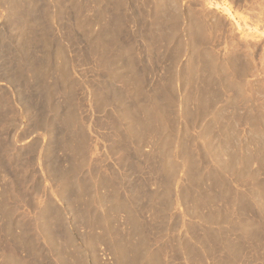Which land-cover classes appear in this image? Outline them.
Wrapping results in <instances>:
<instances>
[{
  "label": "bare ground",
  "instance_id": "obj_1",
  "mask_svg": "<svg viewBox=\"0 0 264 264\" xmlns=\"http://www.w3.org/2000/svg\"><path fill=\"white\" fill-rule=\"evenodd\" d=\"M20 1L21 0H11L9 1V5L12 4V9H17V11L19 9L20 11L23 10L25 13L23 11L22 12L26 14L29 11L27 6L32 8L35 6L32 3L37 0H22L23 2H26V4L24 3L23 8L20 4ZM155 1L156 4L154 7V12H152V17L150 15V17L154 19L151 22V19L149 18L147 25L149 30H158L159 34L157 41L160 40L164 43L166 48L163 53L165 56H169L171 60V67L169 66V71L167 70V75L169 77H165L166 79L168 78V83L162 87L160 86L161 89L159 95L153 93L152 90L146 91L144 88L143 84L145 82V78L138 70L137 53H135V44L139 38V32L137 30L135 33L136 35L131 36L124 30V26L126 24L125 21L128 14H125L123 11L124 4L122 0H92V2L95 3L93 17L90 19L86 17L82 20L80 18L83 17L79 16V20H75V25L83 31L85 38L90 39V52L97 67H95V69H98L95 71L106 75L110 81L113 79L115 82H119L122 85V87L120 85L121 89L119 91L117 88L114 89V86L113 88L109 85V87H104L100 86L98 83L99 86H95L96 88L94 89V92H92V99L97 108L103 109L105 107H110L109 105L113 106V112L111 113L110 111L113 118L112 122L114 123L113 128L120 137L119 141H117L120 142V146H122L119 148V144L116 143L118 146L117 150L122 151L121 153L123 154V157L128 156L130 158L132 157L133 153L137 155H139L140 152L142 153L144 146L147 144V142L145 144V141H147L146 138L149 135L155 138L152 152L150 151L151 153L146 155L148 156V159L155 155L156 157L159 156V159L161 158L159 162L160 164L158 165V172L161 174V178L160 180L158 178V184H156L157 186L154 190L147 191V200L150 202V209H152L151 211L153 212V216L151 215L152 219L149 218L150 220H148L144 218L137 210V208L141 207L135 204V197H133V195H128L129 191L127 192V195L124 194L126 193L127 186H122L121 180L124 179L123 177L127 176V174H125L126 171L120 176L118 172L110 170V173H108L107 176L106 174H99L98 170H95V172L93 169L89 168V157L92 155V150L95 148L89 146V137L85 130V126H83V122H78V124L76 123V121L79 120H76L77 114L75 113L76 111L74 112L75 106L71 101L68 102V106L65 111L66 113L63 115L64 118L62 119L71 129L72 133L77 131L76 134L78 138H71L72 140L66 138L62 141L61 145H64L65 147L63 146V148H65L72 156H75L76 161L72 162L67 170H62L58 167L54 168V164H47L43 166V171L47 173V178H50L53 181L51 182L49 190H54L55 194L58 193L61 197L60 199L69 197L70 200L68 202L72 201V204L70 203V205L73 207H71L72 215H74L75 222L84 224L82 227H85L84 230L86 231L82 232V237H84L86 242L91 245L90 248H92L94 264H209L210 262L208 263L205 261L206 259H211L213 261L211 263L214 264H237L239 261H241L244 255H246L244 248L247 247H245V244L249 240H253L255 241V244L252 245L255 246L256 242H259V240L262 238L261 234L264 235L263 231L259 229L260 227L258 225L260 223L258 224L257 222V220L264 221V189H258L259 186L257 189H253L248 186V182L253 180H256L253 183L255 186L259 185L257 181L258 173H262L264 178V121L261 118L264 114L262 116L258 114L261 116V119H258L257 121L254 120L255 117L254 119H252L253 117H250L252 120L249 118L250 121H248V123L250 122V126H248L249 129H247L250 131L248 133L251 134V137L247 135V132L246 136L247 138L249 137L252 142H254V146L251 143H249V145H251V147L253 146L255 149L253 151L246 150L248 151H245L246 154L242 153L239 150L240 146L238 147L237 145L239 149L234 147L236 145H234L236 141L234 139L235 131L231 125V119L227 114V112H230L227 111L230 106L223 103L217 105L218 102L221 103L219 100L220 96H222L220 95V91L223 88H231V86L233 88L234 86L232 83L235 81L231 80L232 82L229 84V80L232 79V76L229 77V75L233 74H224L225 67L223 70H218V66H221L223 63L221 61H217V56L215 57L214 52H210L209 48H206V45V47H204L205 40L203 41L202 39L205 37V35L203 38L202 36L205 31V24L203 23L205 21H202V19L200 20L202 16L199 17L197 14L196 16H193L194 14L191 15L189 12V14H186L187 12L184 13V10L182 11L179 6L175 4V2L178 0ZM73 2L74 1H72V3ZM136 2L137 0H133L134 5ZM43 4L45 3L43 2ZM46 9H49L48 6ZM59 9L60 8L58 7L57 12L55 10L53 11L57 13V15L54 14V17L58 16V12L60 11ZM79 9L80 7L78 8V11ZM128 11L133 17V23L137 25V23H139V16L137 15L138 9L136 10L130 5ZM47 13H49V11ZM49 14H51V12ZM183 14L185 15L184 19L186 21L184 22L183 26H181ZM24 16L25 15H23V17ZM106 16H109V19L105 20ZM28 23H30V26L33 27V25H31V21ZM94 25H96L97 28H94ZM27 26H29V24ZM207 28L206 30H208ZM31 33L34 34V36ZM33 37H36V34L33 31L25 33L21 37L23 40L22 43L24 42L26 47H31V44H33ZM186 52L187 60H185V64L180 65V58ZM60 53L61 52H58L59 58L62 54ZM233 59L230 60L232 61ZM196 64H200L199 67H197ZM228 64L229 63L225 65ZM195 65L196 67H194ZM179 66H184V69L187 71L183 72L181 69H179ZM228 66L230 67L232 64L230 63ZM242 67H240L241 70L244 69V66ZM36 68H38L39 71H36L37 74L40 73L42 74L40 76H43L45 73V68L40 66V64H37ZM55 68L58 79L64 82L62 83L63 85L67 84L69 87H67L65 90L66 97H68L70 96V90L74 82L72 79L71 81L68 80L67 65L66 63H62ZM195 68H197L196 71ZM230 68L232 69V67ZM18 69L20 70V73H22V68L18 67ZM30 69L31 68H29V71L34 70V68L31 70ZM240 69H237L238 71H236V74L237 72L240 74ZM249 69L244 70L249 71ZM220 71H223V73ZM17 72L19 73L18 70ZM181 72L185 74L182 75ZM242 73L243 75H246L244 74L245 72H243V70ZM178 81L183 82L181 83V87L178 86L180 91L183 90V99H181L179 96L182 103L180 104L182 105L180 109L181 116L185 119V121H187L186 125L182 127L185 131L187 129L191 130L189 126L192 124L194 127H196V125L201 126V128L197 126L199 129H201L199 133L202 135V137L207 138L203 143L205 148L203 152L205 151L204 154L211 158L208 160H211L213 163V166L208 167V171H204L198 164L195 163L192 158V152H190L188 147L185 146L186 143L184 144V142L182 143L180 140L178 141L181 142L180 145H182V148L179 145L180 149L173 152L176 155L178 154V157L182 159L180 162L181 165L178 166L179 162L177 161L174 163L172 162L171 164H168L170 163V160H168V162L165 160L164 162V159L167 158L169 154L171 155L170 151L173 150L175 146H177L176 143L174 146L175 138L179 137L178 132H181H177V130L175 132L170 130L171 124L175 122H172L173 119L171 120L169 116L171 111L172 113L174 112V108L176 106L175 104H177L176 102L178 100L177 98H179L178 95L176 97V91L178 90L176 85ZM57 83L58 82L56 81V84ZM236 83L237 82H235L234 85H236ZM48 90L49 89H47V91ZM58 91V87H53L51 93H57ZM192 92H195V98ZM238 96L240 95H237V97ZM242 98L244 97L242 96ZM190 102L195 103L194 110L188 109V104ZM233 106H235V104ZM56 107L58 106L54 104V110H56ZM235 109L237 108L234 107L233 110ZM255 109V113L259 112V110L257 111V108ZM261 110L263 113L264 109ZM250 111H252V109ZM137 112H141L142 116H138ZM176 115L178 116L179 114ZM171 116L173 115L171 114ZM247 117H249V115ZM36 120H38V123H45V120H41L40 117H38ZM3 122H5V125H15V121L12 116H4ZM188 122H191V124H187ZM193 126L191 127L193 128ZM180 134L182 135V133ZM200 134L197 133L196 138H199L198 135ZM16 139L18 138L16 137ZM150 142L151 141H148V143ZM7 144L9 145L8 142ZM116 144L114 145L115 147H117ZM130 144H133V146ZM90 145L92 146V144ZM246 145H248V143ZM10 146L12 147V145ZM251 147L249 146V148ZM236 149L238 150V153L241 152L243 155L240 156V153L238 154ZM167 159H169V157ZM236 163H238V166L240 163L241 168L238 174L236 171H233V173L236 172L235 175L237 174L236 176L234 175V178L237 177V181H239V179H243L245 182H247L244 183V189L238 185V187L241 189L238 191L236 190V205L238 208L237 214L235 212V215H237V218L235 219H238L237 221L234 220V217H232L235 215L230 214L227 208L224 209L225 205L223 207L218 206V208L214 210H212L209 206L211 205V201H215L218 198H223L221 201H226L227 195L232 191L233 186H231L229 179L231 176L227 177L226 174L228 173L229 175L230 168L233 169L232 167L235 166ZM254 163L256 164L255 168L252 167V164ZM133 164L136 169L140 168L139 161ZM236 167L237 166H235V168ZM179 169L182 170L180 172L186 173L185 176L182 177L180 174V178L177 176V170ZM155 171H157V169ZM79 172L82 174L86 173V175H81L80 179L77 181L73 180L74 178H72V176L79 178L76 175ZM136 172L138 171L136 170ZM28 173V182H32V187L30 188L31 194L37 196L41 188L40 183L37 180H34V177L30 172ZM95 176H97V179L96 181H93ZM207 176L213 179L212 182L216 187H218L217 190L212 189L213 184L208 186L209 188L207 187L204 189L203 185H205V179ZM90 182H93L94 184L90 185ZM98 189H102V192L100 193ZM136 190L138 191V189ZM203 190H206V192L207 190H210V194L209 191L208 195ZM136 195L138 196L137 193ZM37 198H34V201ZM37 201L40 203V200L37 199ZM216 201H219V199ZM48 202L49 201H46L41 207H36V212L34 213L35 216L32 218H28L23 213L24 216L20 217L19 220L12 218V212L10 213L9 207L5 204V202H2L0 206V215L2 216L1 219L3 220V227L1 226L2 229L0 228V232L3 233L4 231V233L7 234L9 238H13L12 241L17 244V246L24 248L27 251V256L30 258V262L32 264H41L40 261L38 262L37 258L38 255L40 256L43 254L40 251L41 247L38 242L40 241V238L45 240L50 245L54 244L56 249L58 248L59 252H61L63 249L65 252V249L68 248L67 245H73V238L70 233H67L66 230H61L63 231L62 234L58 228V226H61V224H65L62 223V219L64 218L62 217L60 210H54L56 207L54 206L53 208L51 206L52 203L49 205ZM77 202L83 206L82 208L81 206L79 207L81 209H78ZM171 204H178L182 206L181 215L176 214L178 215L176 216L170 213L175 207H171ZM186 204L192 205L187 207ZM100 208L101 210H99ZM203 209H206V212L203 213ZM142 210L141 212H143ZM147 210L149 214L150 210ZM248 210L252 211L254 218H257V220L252 222V219L250 220L247 217L246 211L249 212ZM105 211L107 214L110 213L111 218L113 217V222L118 218V214H123V216H120L122 219V223H120V225L122 224L123 227H126L125 231L121 228H118L117 225L111 226L112 221H109V215L107 217L108 220H106L104 213ZM177 212H179L178 208ZM145 216L147 217V215ZM186 216L191 219H186L184 221L183 219ZM118 219L120 220V218ZM231 219H233L234 222L236 221V223L231 221ZM182 227H184L183 229L185 230L187 236L182 237V235L179 233L176 235L174 234L176 243L173 245V247L169 248L165 242V240L169 237V231H177L179 229L178 231L180 232V228ZM15 230L19 231L15 232ZM97 230H100V232ZM232 233L235 235L236 240H234L235 237L233 239L231 238ZM246 240L248 241L246 242ZM244 242L246 243L244 244ZM56 243L58 245H56ZM74 247L76 246L73 245V249H69L71 250L69 255L71 257L70 264H86L85 254L81 253V250L78 252V248L76 249ZM167 252L172 253V259L167 257ZM221 252L222 255H220ZM247 257H250V255ZM247 257L245 258L246 260L248 259Z\"/></svg>",
  "mask_w": 264,
  "mask_h": 264
},
{
  "label": "rangeland",
  "instance_id": "obj_2",
  "mask_svg": "<svg viewBox=\"0 0 264 264\" xmlns=\"http://www.w3.org/2000/svg\"><path fill=\"white\" fill-rule=\"evenodd\" d=\"M9 1L11 0H0V206L2 202H5V204L9 207L10 213L12 212V218L15 220H19L20 217L24 215L28 218H32L33 216H35L34 213L36 212V207H41L46 201H49V205L52 203L53 205L51 204V206L53 208L54 206L56 207V209L54 208V210H60L61 215L64 218L62 219V223L65 224H61V226H58L60 232L62 233L63 231L61 230H66L67 233H70L73 238L72 243L76 246L74 248H78V252L81 250V253L85 254L86 264H94L92 248H90L91 245L86 242L84 237H82V232L86 231L84 230L85 227H82L84 224L75 222L74 215H72V206L70 205V203L72 204V201L68 202L70 200L69 197L60 199L61 197L58 193L55 194L54 190H49L51 182L53 181L50 178L48 179L47 173L43 171V166L47 164H54V168L58 167L62 170H67L70 164L76 161L75 156H72L65 148H63L64 145H61L62 141L66 138L70 140H72L71 138H78L76 134L77 131L75 133H72L71 129L65 124L62 119L64 118L63 115L66 113L65 111L67 109L68 102L71 101L75 106L74 112L76 111L75 113L77 114L76 120H79L76 121V123L78 124V122H83V126H85V130L89 137V146L95 148L94 150H92V155L89 157V168L93 169L94 171L98 170L99 174H106L107 176L108 173H110V170L118 172L120 176L126 171L125 174H127V176H122L124 179L121 180L122 186L126 185L128 189H126V193L124 194L127 195L129 193V196L131 194V196L133 195V197H135V204L143 209L142 210L141 208H137V210L142 214L144 218L148 220L152 219L151 215L153 212L151 211L152 209H150V202H148L147 200V191L154 190L157 186L156 184H158V178L159 180L161 178V174L158 172V165L160 164L159 162L161 158L159 159V156L156 157L155 155L151 156V158L149 157L150 159H148V156H146L147 154H150L152 152L155 138L151 137L150 135L146 138L147 141H145V144L146 142L147 144L143 148V154L141 152L140 154L138 153L139 155L133 153L132 157L130 158L128 156L123 157V154L121 153L122 151L117 150L118 146L116 143L119 144V148H121L122 146H120V142H118L120 137L116 133V130L113 128L114 123L112 122L113 118L111 115V113L113 112V106L109 105L110 107H105L103 109L97 108L95 106V103L92 99V92H94V89L98 87L99 84L100 86L104 87L112 86L113 88L114 86V89L117 88V90L119 91L122 85L119 82H115V80L113 79L111 80V82L106 75L101 74V72H96L98 69H95L96 65L90 52V39L85 38L83 31L75 25V20H79V16L83 17L80 18L82 20L86 17L89 19L93 17L95 3L92 2V0H37L38 2L34 0L35 2L33 1L34 3H32L35 5L33 6L34 8H29V6H27L30 13L28 11L26 14H24L25 11L23 10L22 11L24 13L20 11V9L18 11L17 9H12V4L9 5ZM72 1L74 2L72 3ZM122 1L124 4L123 11L125 14H128L126 17L124 30L131 36L136 35L135 33L137 30L139 32V38L135 44V53H137L136 55L138 70L145 78V82L143 84L144 88L146 89V91L152 90L153 93L159 95L161 87L168 83V78L166 79L165 77H169L167 74L169 71L168 68L171 65V60L169 56H165L163 53L166 48L164 43L160 40L157 41V37L159 34L158 30H149L147 25V21L149 20V18L151 19V22L154 19H152L151 17L153 15L152 12H154L156 1L137 0L135 5L133 4V0ZM22 2L23 1L21 0L20 4L23 8L24 3L26 4V2ZM43 2L45 4H43ZM177 2H175V4H177L182 11L184 10V13L187 12L186 14L191 13V15L194 14L193 16H196V14L199 15V17L202 16L200 20L202 19V21H205L203 22L205 24V31L202 36L203 38L205 35V37L202 39L203 41L205 40L204 47L207 46L206 48H209L210 52L213 51L215 57L217 56V61H221L224 64V66L223 64L221 65L222 67L218 66V70H223V68L225 67L224 74H233L229 75V77L232 76V79L229 80V84H231L232 81L237 82L236 85H234L235 82H233L232 85L234 86V89L237 87L238 91L237 88L234 90L232 86L231 88H223L221 90L222 92L220 91V95L222 96H220L219 100L221 101V103L218 102L217 105L223 103L230 106L227 110L230 112H227V114L231 119L230 122L232 123L231 125L233 126V129L235 131L234 139L236 141L234 145H236L234 147L237 149L240 148L239 150L244 154H246V152H248L249 150L253 151L255 149L253 147L254 142H252L251 139L249 137L248 139L246 136L247 132V135L251 137V134L248 133L250 132L248 131V126H250V122L248 123V121L254 119V117V120L256 121L258 119L260 120L261 118L264 121V110L263 113L261 110L264 109V0H178ZM46 5L49 9H46ZM130 5L132 6V8L136 10L138 9L137 15L139 16V23H137V25L133 23V17L128 11ZM56 7H59L60 11L58 12V16L54 17L55 15H57ZM79 7L81 10L79 9L78 11ZM54 10L56 12H53ZM48 11L49 13L51 12V14L47 13ZM16 12H20L19 15ZM11 15L13 18L11 17ZM23 15L25 16L23 17ZM109 16H106L105 20L109 19ZM184 16L185 15L183 14V19L185 18ZM199 17L197 16L198 19ZM183 19L181 22V26H183L184 22L186 21L185 19ZM27 21H31V25H33V27H31L30 23H28ZM26 24H29V26H27ZM29 28L30 31H33L36 34V37H33L32 39V46L26 47L24 45V42L22 43L23 40L21 37L25 33L30 32ZM94 28H97V26L94 25ZM206 28L208 30H206ZM32 35L34 36V34ZM58 52L62 53H60V58L58 56ZM185 54H183V56H181L180 58V65L185 64V60H187V52ZM230 59L233 60L231 61ZM62 63H66L67 65L68 80L71 81L72 79V81L74 82L70 90V96L68 97H66L65 92L68 86L67 84L63 85L62 83L64 82L58 79L55 68ZM227 63L232 64V66H230L232 67V69L228 66L229 64L225 65ZM37 64H40V66H43L45 68V73L43 76H40L42 75L40 73L37 74V72H39V66L38 68H36ZM196 65L197 67H199L200 64ZM196 65L194 67H196ZM239 66H244V69L246 70L249 68L250 69L249 71L242 69L243 72H245L244 74H246L243 75L242 70ZM18 67L22 68V73H20ZM179 67L178 68L183 72L187 71L184 69V66ZM29 68H34V70H36L34 71L30 69L31 71H29ZM16 69L19 71V73ZM237 69L241 70L240 74L237 72L239 76L236 74V71H238ZM196 70L197 68H195V71ZM183 72H181L182 75L185 74H183ZM220 72L223 73V71ZM246 72L249 74H247ZM56 81L58 82L57 84ZM181 83L183 82H177L176 87L178 90L176 91V97L178 95V97L180 96L181 99H183V90L180 91L178 87H181ZM53 87H58L59 91L57 93H51ZM47 89H49L50 91H47ZM49 93L52 95H50ZM192 93L195 98V92ZM237 95L240 96L237 97ZM242 96L244 98H242ZM180 97L177 98L179 101L177 100L176 102L178 105L175 104L176 106L174 108V112L172 113L171 111L169 113V116L171 120L173 119L172 122H175L171 124L170 130L174 132L176 130L177 132L181 131L180 133H182V135L178 132L179 137H176L174 142V146L175 143L177 146L174 147L175 149L173 148V150L170 151L171 155L169 154V159H167L168 157L165 158L164 162L165 160L166 162L170 160V163L168 164H171L172 162L174 163L177 161L179 162L178 166L181 165L180 162L182 159L178 157V154L176 155L173 151H178V149H180L179 145L181 143L180 141H182V143H186L185 146H187L190 152H192V158L195 163L198 164L204 171H208V167L213 166V163L211 162V160H208L211 158L207 157L204 154L205 151L203 152V150L205 149L203 143L207 138L202 137V135L199 133L201 130L199 128H201V126L196 125V127H199L196 128L193 126V124L190 125L191 122H188L187 124L190 125L189 128L192 131L187 128V130H183L182 126H185L187 121H185V119L181 116L180 109L182 105L180 104L182 103L180 101ZM54 104L58 106L56 107V110H54L53 108ZM194 104V102H190L188 104V109L194 110ZM232 104H235V106H233ZM231 106L237 109L233 110ZM255 108H257V111L259 110V112L255 113ZM251 109L252 111H250ZM137 114L138 116H142L141 112H137ZM171 114L173 116H171ZM176 114H179V117ZM258 114L263 116L261 117ZM40 115L43 117H41ZM248 115L249 117H247ZM4 116H12L15 121V125H5V122H3ZM36 116L37 118L40 117L41 120L44 119L45 121H43L45 123L41 124L39 122V124L38 120H36ZM174 117L176 120L174 119ZM250 117L253 118L251 119ZM174 125H177L176 128ZM191 126H193V128ZM197 133L200 134L198 135L199 138H196ZM16 137L18 139H16ZM148 141L151 142L148 143ZM7 142L9 143V145L7 144ZM246 142L248 143V145H246ZM249 143L253 144V146L251 147ZM90 144H92V146ZM115 144L117 147L114 146ZM10 145H12V147ZM237 145L238 147H240L238 148ZM131 146H133V144ZM180 146L182 148V145ZM249 146L251 148H249ZM237 149L236 151L238 153ZM241 152H239L240 154L238 153L240 156L243 155ZM137 161L140 162L139 169H136L133 164ZM237 164L238 163H236L235 165L238 167H236L237 169L235 168V166H233V169L230 168L229 175L228 173L226 174L227 177L231 176V178L229 179L231 186L233 185L232 191L227 195L226 201H221V199L223 198H218L219 201H216L218 200L216 199L215 201L210 202L211 205L207 204L212 210L218 208V206L223 207L225 205L224 209L227 208L230 214L235 215V212L237 214L238 206L236 205V193L239 189H244V183H247L243 179H239V181H237V177L234 178L235 173L237 172L238 174L241 168L240 163L239 166ZM252 167L255 168L256 164H252ZM135 169L138 172H136ZM156 169L157 171H155ZM180 171L182 170H177V176H179V174L180 176L182 175V177L185 176L186 173ZM233 171L236 172L233 173ZM28 172L31 173L35 181L37 180L40 183L41 188L37 196L31 194L30 188L32 187V182H28ZM84 174L86 175V173ZM84 174L79 172L76 174L79 178H77L76 176H72V178H74L73 180L77 181L78 179H80L81 175L84 176ZM96 179L97 176L93 178V181H96ZM233 179L235 182L233 181ZM212 180V178L207 176V178L205 179V185H203L204 189L213 184V188H210L217 190L218 187L215 186ZM255 181L253 180L248 182V186L253 189H257L258 186V189H264V178L262 173H258L257 175V181L259 185L255 186L253 184ZM92 184L94 183L90 182V185ZM238 185L241 186V188L238 187ZM129 187L131 190L129 189ZM136 189H138V191ZM98 191H100L101 193L102 189H98ZM203 191L206 192V190ZM208 191L210 194V190H207L206 193L208 194ZM135 192L138 194V196ZM34 198L40 200V203L37 201V199L34 201ZM146 204H148L149 207ZM77 205L78 209H81L83 207L80 203L78 204V202ZM171 205V207H175L173 208V211L171 208L172 212L170 213H172L173 215H181L182 206L178 204ZM189 205L191 206L192 204ZM189 205H187V207H190ZM80 206L81 208H79ZM176 207L178 208L179 212H177ZM147 209L151 211H149L150 217ZM99 210H101V208ZM141 210L143 212H141ZM248 211L249 212L246 211L247 217L250 220L252 219V222L254 220H257V218H254L252 211ZM204 212H206V209H203V213ZM104 213L106 220H108L107 217L108 215L110 217V213L107 214L106 211ZM145 215H147V217ZM120 216H123V214H118V218H120V220L117 218L116 221L113 222V217H110L109 221H112L111 226L117 225L118 228H121L125 231L126 227H123L122 224L120 225V223H122V219ZM236 216L237 215L232 217H234V220L237 221L238 219H235L237 218ZM1 217L2 216L0 215V219ZM186 219L191 218H188L186 216L183 220L185 221ZM234 220L231 219V221L233 222ZM2 221L3 220L1 219V229L3 227ZM236 221L234 223H236ZM257 222L258 224L260 223L258 225L260 227L259 229H261V231H263L264 233V221L257 220ZM74 223L76 226L74 225ZM183 228L184 227L180 228V232L178 231L179 229L177 231H169V237L165 240L169 248L173 247V245L176 243L174 236L177 233L181 234L182 237L187 236ZM18 231L19 230H15V232ZM97 231L100 232V230ZM1 233L2 232H0V264H32L30 262V258L27 256V251L24 248L17 246V244L12 241L13 238H9L7 234L4 233V231L2 234ZM234 237L235 235L232 233L231 238L233 239ZM261 237L262 241L260 239L259 242H256V245L259 246H253L255 244V241L253 240H246V242L248 241L247 243L244 242V244L246 243V246H244L247 247L244 248L246 254L244 255V257H247L249 255L250 257H247V260L245 259L246 257H243L246 261L242 258L243 260L241 259L239 263L264 264V248H262L264 247L262 246L264 245V235L261 234ZM234 240H236V237L234 238ZM38 242L41 248L39 247V245L38 247L40 248L41 253H43L40 256L38 255V262L40 261L41 264H70L71 257L69 255L70 251L73 249V245H67L68 248L65 249V253L63 251L64 249L59 252L58 248L56 249L54 244L50 245L41 238ZM56 245L58 244L56 243ZM167 254V257L169 259H172V253L167 252ZM220 255H222V252L220 253ZM205 261H207L208 263L210 262L209 264H214L211 263L213 262L211 259H206Z\"/></svg>",
  "mask_w": 264,
  "mask_h": 264
}]
</instances>
